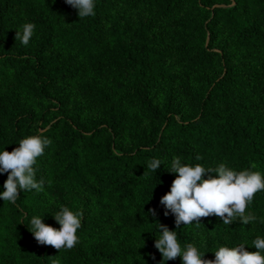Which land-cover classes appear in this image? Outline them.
Wrapping results in <instances>:
<instances>
[{"label": "trees", "instance_id": "trees-1", "mask_svg": "<svg viewBox=\"0 0 264 264\" xmlns=\"http://www.w3.org/2000/svg\"><path fill=\"white\" fill-rule=\"evenodd\" d=\"M94 11L0 0V151L51 140L34 165L44 190L0 198V264H160L159 224L203 259L221 246L256 251L264 191L247 225L210 215L177 228L160 200L173 157L264 176V0H95ZM29 22L25 46L15 36ZM61 207L83 213L71 250L38 244L27 226L40 216L59 228Z\"/></svg>", "mask_w": 264, "mask_h": 264}, {"label": "clouds", "instance_id": "clouds-1", "mask_svg": "<svg viewBox=\"0 0 264 264\" xmlns=\"http://www.w3.org/2000/svg\"><path fill=\"white\" fill-rule=\"evenodd\" d=\"M65 3L77 10L79 19L95 15V0H65ZM34 31V23H25L22 32L17 31L15 38L27 46ZM50 144L51 140L41 133L21 139L19 146L11 151H0V173H7L3 185L5 190L0 193L3 201L15 204L21 191L44 190V179H36L34 165ZM196 159L201 157L197 156ZM161 164L159 159H152L147 167L156 172ZM252 168H255L254 164ZM167 170L178 175L172 181L170 191L161 197L160 203L165 206V215L170 211L175 216L177 228L182 224H199L202 217L210 215L221 218L224 225L237 220L247 225L258 219L247 209L255 194L264 191V176L260 172L248 169L236 171L224 163L214 169L200 164L190 166L182 164L179 157H173L171 167ZM205 173L216 175L204 178ZM152 214L155 215V210H152ZM82 216V212L61 207L53 214L59 228L44 223L40 216H33L30 226H27L38 244L54 247L58 251L71 250L79 243L77 232L82 226ZM159 229L155 247L162 255L160 264L178 256L182 258L183 264H264V238L259 236L253 241L256 251H247L243 244L232 248L221 246L215 251L213 260L203 259L204 253L191 243L182 248L176 232L166 225L159 224Z\"/></svg>", "mask_w": 264, "mask_h": 264}]
</instances>
